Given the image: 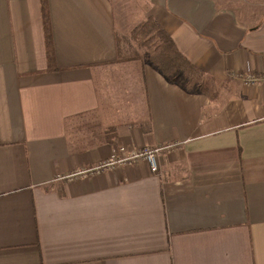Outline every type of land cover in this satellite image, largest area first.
<instances>
[{
    "label": "crops",
    "instance_id": "obj_1",
    "mask_svg": "<svg viewBox=\"0 0 264 264\" xmlns=\"http://www.w3.org/2000/svg\"><path fill=\"white\" fill-rule=\"evenodd\" d=\"M0 0V264H264V0ZM154 18L218 98L118 55ZM124 22V23H123ZM126 59V60H124ZM163 147L96 171L121 146Z\"/></svg>",
    "mask_w": 264,
    "mask_h": 264
},
{
    "label": "trees",
    "instance_id": "obj_2",
    "mask_svg": "<svg viewBox=\"0 0 264 264\" xmlns=\"http://www.w3.org/2000/svg\"><path fill=\"white\" fill-rule=\"evenodd\" d=\"M44 11V26L46 31V39L48 43L49 59H52V35L50 30V20L48 14L47 0H42ZM149 25L153 28L161 40L157 42L156 47L160 48V53L150 58L151 64L155 66L166 79L174 84L181 86L188 92H202L208 96L210 94L204 88L207 81H218L217 79L204 73L198 66L193 64L187 57L177 48L172 36L154 19L148 18L141 23L143 27ZM211 97V96H210Z\"/></svg>",
    "mask_w": 264,
    "mask_h": 264
},
{
    "label": "rangeland",
    "instance_id": "obj_3",
    "mask_svg": "<svg viewBox=\"0 0 264 264\" xmlns=\"http://www.w3.org/2000/svg\"><path fill=\"white\" fill-rule=\"evenodd\" d=\"M145 21H142L143 23ZM124 23V22H123ZM139 23L137 26L131 27L125 22L120 30H117L116 37L118 38V55L123 58H142L147 61L154 55L160 53V48L156 47L157 42L160 43L156 30L148 28L149 25L143 27ZM126 60V59H124ZM227 81H212L205 83L204 88L212 98H218L222 91L227 88Z\"/></svg>",
    "mask_w": 264,
    "mask_h": 264
},
{
    "label": "built area",
    "instance_id": "obj_4",
    "mask_svg": "<svg viewBox=\"0 0 264 264\" xmlns=\"http://www.w3.org/2000/svg\"><path fill=\"white\" fill-rule=\"evenodd\" d=\"M239 77L247 85H264V74L251 73L245 76L239 74ZM161 149H163V147H145L140 151H135L130 150L126 146L122 145L113 152L112 156L108 160L102 162L98 167H96L95 170L100 171L117 164L132 163L141 158H144L149 162L152 170L155 172L159 169L158 153Z\"/></svg>",
    "mask_w": 264,
    "mask_h": 264
}]
</instances>
